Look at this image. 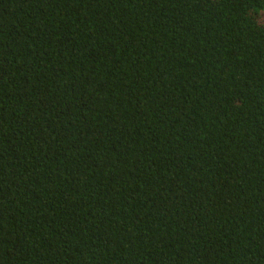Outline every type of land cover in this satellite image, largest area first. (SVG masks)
<instances>
[{"label":"trees","instance_id":"obj_1","mask_svg":"<svg viewBox=\"0 0 264 264\" xmlns=\"http://www.w3.org/2000/svg\"><path fill=\"white\" fill-rule=\"evenodd\" d=\"M0 264H264V0H0Z\"/></svg>","mask_w":264,"mask_h":264}]
</instances>
